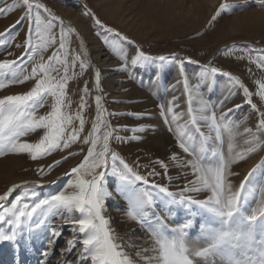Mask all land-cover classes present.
<instances>
[{"label": "rangeland", "instance_id": "374dc122", "mask_svg": "<svg viewBox=\"0 0 264 264\" xmlns=\"http://www.w3.org/2000/svg\"><path fill=\"white\" fill-rule=\"evenodd\" d=\"M216 1L213 5L211 0H34V5H46L59 20L49 17L42 8L35 6L29 19L21 20L26 11L22 0H0V7L12 9L0 14V61L17 62L12 68L3 70L4 78H10L14 71L20 73V66L26 75L31 72L33 63L39 62V53L35 61L26 54L30 51L26 46L30 26L35 29L32 17L37 12L45 23L52 19L53 33L57 36V44L43 54L45 61L59 47V36L63 29L69 63L79 55L80 60L89 65L86 71L81 72L80 61H76V76L68 84L66 103L70 102V107L65 111L75 116L80 110L82 97L87 104L82 110L86 123L79 140L67 149L53 151L38 159H32L28 153L0 156V195L8 192L13 185L19 186L6 201L0 203L10 207L19 197L22 203L31 205L66 190L68 182L75 178L72 169L84 160L90 147L83 141L96 122L95 98L100 96L102 124L97 151L102 149L104 133L109 134L106 167L97 170L106 173L104 186L110 194L105 200L102 214L109 221L116 243L122 246L121 251L131 259L132 264H156L150 259L155 253L151 251L154 245L147 227L126 214L128 202L119 192L120 182L113 174V167L117 172L122 170L121 159L148 180L147 185L137 181L136 187L151 191L156 198V206L149 211L150 219L164 216L169 227H176L189 215L188 208L191 207L196 219L189 230L190 236L193 239L199 236V223L205 219V214L194 205L178 202L179 193L190 186L189 181L194 177L191 169L171 159L173 154L180 162L192 158L179 147L177 123L184 125L189 121L191 107L201 130L211 137V147L218 143L211 129L213 112L218 122L224 113L227 119L239 124L240 128L235 130L237 133H243L244 128H252L255 132L259 112L252 109L242 89L224 73L239 77L253 93L258 89L255 82H264V70L249 59L251 57L254 61L264 56V0ZM221 5H227L222 12L219 11ZM96 19L100 24L95 22ZM37 42L33 31L31 51H35ZM114 42L129 57L127 70H121L124 62L112 51ZM138 51L153 59L142 60L133 66L131 59ZM159 57L167 59L160 60ZM181 63L183 73L179 67ZM213 67L219 71L212 73L210 69ZM96 72L100 74L99 85L96 84ZM69 75H72L71 69ZM185 78L189 85L188 92L184 87ZM33 84L34 81L30 80L12 85L0 90V97L26 93ZM85 85L87 96L84 93ZM52 102L49 97L48 105ZM252 102L260 112H264V104L257 95H253ZM169 108L173 111L170 112ZM229 109L233 111L229 112ZM49 110L45 106L39 109L37 116ZM173 113L183 114L182 119L173 121ZM72 128H79L78 119L73 120L69 133ZM257 134L264 141V133ZM42 135L43 129H40L22 136L20 140L35 143ZM223 136V151L227 156L226 131ZM245 138L244 135L236 136L234 152L247 147ZM185 142L192 144L187 138ZM199 143L198 138L197 147ZM114 155L116 159H113ZM262 160L264 146L246 159L233 163L230 171L238 174L229 177L233 187L238 188ZM57 161L60 163L57 164ZM159 162L166 164L167 169ZM260 178L257 172L249 179L255 184ZM153 185L166 187L176 196V201ZM184 195L204 199L207 193L184 192ZM169 207L172 209L170 215ZM40 212L38 209L32 219L21 226L15 241L0 242V264H91V261L80 259L83 245L80 234L74 231L77 226L54 214L55 210L46 212L44 216ZM40 220L43 223L37 227ZM11 227L7 222H0V231L7 232ZM53 229L60 234L53 237ZM70 241L75 242L74 247L69 244ZM45 253L48 255L45 256Z\"/></svg>", "mask_w": 264, "mask_h": 264}, {"label": "snow or ice", "instance_id": "6c2138e0", "mask_svg": "<svg viewBox=\"0 0 264 264\" xmlns=\"http://www.w3.org/2000/svg\"><path fill=\"white\" fill-rule=\"evenodd\" d=\"M19 6L21 5L16 7ZM22 6L26 11L21 20L29 19L34 6L42 8L49 17L59 20V17H54L46 5H34V0H22ZM226 8L227 5H221L219 11L222 12ZM10 11L12 9L0 7V14ZM95 22L100 24L98 19ZM32 23L35 24V29L33 30L30 26L26 41V46L30 51L26 54L31 55L32 60L35 61L39 53L40 60L33 63L31 72L23 74L24 69L20 66V73L14 71L11 77L6 79L3 70L12 68L13 65H17V62L0 61V90L15 84L27 83L30 80L34 81L33 86L26 93L0 97V156L28 153L32 159H38L53 151L67 149L79 140V134L83 132L86 123L82 114V110L87 107L84 97L81 98L80 110L75 116L66 112L65 109L70 107V102L66 103L68 84L76 76L74 71L76 61H80L81 72L86 71L89 65L80 60L79 55L69 63L68 53L65 51L67 45L64 42L63 29L59 36V47L55 48L45 61L43 54L57 44V36L53 33L54 24L52 19L45 23L39 12L32 17ZM60 23L63 22L60 21ZM33 31L38 38L34 46L35 51H31ZM112 51L124 62L121 70H127L129 57L118 43H113ZM148 59L153 58L147 57L143 51H138L131 59V64L136 66L140 61ZM159 59L167 58L159 57ZM249 59L250 62H255L258 68L264 70V56L257 57L254 61L251 57ZM179 67L183 73V64L181 63ZM70 69L72 70L71 76L69 75ZM210 71L217 73L219 70L213 67ZM224 74L242 89L247 103L254 111L259 112L260 119L255 132L252 128H244L243 133H237L235 130L240 128L239 124L227 119L224 113L221 114L218 122L213 112L211 129L215 132V141L218 142L215 147L209 146L211 137L206 136L201 130L191 107L188 113L189 121L184 125L177 123L179 147L192 158L180 162L179 158L173 154L171 159L178 161L180 166L191 169L194 177L189 181L190 186L179 193L178 202L188 206L194 205L197 210L205 214V219L199 223L201 233L199 236L195 239L190 236L189 230L196 219L191 207L188 208L189 215L176 227H169L164 216L157 217L155 220L150 219L149 211L156 206V198L151 191L136 187L137 181H142L147 185V178L134 172L122 159L120 161L123 166L122 170L117 172L113 167V174L117 175L120 182L118 190L128 202L127 216L142 226H146L153 239L154 246L151 251L155 255L150 259L156 264H264V160L248 173L238 188H234L229 179L232 175H238L230 171L233 163L246 159L249 154L264 146V141L257 134L264 133V112H260L256 104L252 102L253 95H257L264 104V82L256 81L258 89L256 93H253L239 77ZM99 79L100 74L96 72L97 85H99ZM184 87L188 92L189 85L186 78ZM84 93L85 96L88 95L87 85H85ZM49 97L53 101L50 105H48ZM95 99L96 122L93 124L92 132L83 141L90 147L84 160L72 169L75 178L68 182L66 190L39 199L31 205L22 203V198L19 197L10 207H5L3 203H0V222L12 225L9 231H0V242L15 241L20 234L18 230L32 219L33 213H36L38 209L41 210V216L48 211L55 210L54 214L60 215L61 219H66L77 226L74 227V231L80 234V243L83 245L81 260L91 261V264H132L131 259L121 251L122 246L116 243V238L109 228V221L102 214L105 200L110 194L104 186L106 173L97 170L106 167L109 134L104 133L102 149L97 151V145L101 142L99 133L102 116L101 97L96 96ZM45 106H48L50 110L44 115L37 116L39 109ZM161 107L163 108V105ZM169 111L172 112L173 109L169 108ZM228 111L231 112L233 109ZM182 115L173 113V121L182 119ZM74 119L79 120V128H72L69 133V127ZM40 129H43V135L38 142H21L22 136ZM225 131L228 134L227 156L223 151V132ZM237 135L246 136L244 144L247 147L234 152L233 142ZM185 138L192 144L186 143ZM198 138L200 143L197 147ZM116 158L114 155L113 159ZM159 163L167 169L166 164ZM257 172L260 173L261 178L253 184L249 178ZM17 187L19 186L13 185L8 192L0 195V201H6ZM152 187H158L161 193L172 198L174 202L176 201V196L166 187L156 185ZM184 192H205L207 195L204 199H194L191 196H185ZM250 200L251 203H249ZM171 211L169 207V215ZM65 213L67 215H64ZM6 217H8L7 221ZM41 223L43 220L38 221L36 226L39 227ZM51 234L55 237L60 233L53 229ZM69 244L75 246L74 241H70ZM47 255L48 253H45V256Z\"/></svg>", "mask_w": 264, "mask_h": 264}, {"label": "bare ground", "instance_id": "6f19581e", "mask_svg": "<svg viewBox=\"0 0 264 264\" xmlns=\"http://www.w3.org/2000/svg\"><path fill=\"white\" fill-rule=\"evenodd\" d=\"M217 3V1L216 0H211V4H213V5H215ZM102 103V102H101ZM101 106H102V104H101Z\"/></svg>", "mask_w": 264, "mask_h": 264}]
</instances>
